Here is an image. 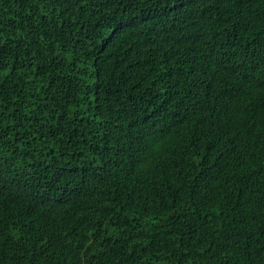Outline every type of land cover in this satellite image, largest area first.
<instances>
[{
    "label": "trees",
    "instance_id": "16d2710c",
    "mask_svg": "<svg viewBox=\"0 0 264 264\" xmlns=\"http://www.w3.org/2000/svg\"><path fill=\"white\" fill-rule=\"evenodd\" d=\"M0 264H264V0H0Z\"/></svg>",
    "mask_w": 264,
    "mask_h": 264
}]
</instances>
